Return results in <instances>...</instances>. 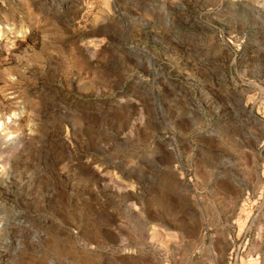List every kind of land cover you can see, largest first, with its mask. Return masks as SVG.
Here are the masks:
<instances>
[{
  "label": "rangeland",
  "instance_id": "obj_1",
  "mask_svg": "<svg viewBox=\"0 0 264 264\" xmlns=\"http://www.w3.org/2000/svg\"><path fill=\"white\" fill-rule=\"evenodd\" d=\"M2 27L29 33L0 264H264V0H0Z\"/></svg>",
  "mask_w": 264,
  "mask_h": 264
},
{
  "label": "bare ground",
  "instance_id": "obj_2",
  "mask_svg": "<svg viewBox=\"0 0 264 264\" xmlns=\"http://www.w3.org/2000/svg\"><path fill=\"white\" fill-rule=\"evenodd\" d=\"M2 26V25H1ZM5 28H0V39H2V35H4L5 33H6V31L4 30ZM12 30H11V33H10V35H9V38H8V40H6L3 44H2V48H0V53H2V52H4V51H7V50H9L12 46H14L15 45V42H18L19 40H23V39H25L26 40V38L28 37V33H29V28H24V27H21V28H11ZM4 54V53H3ZM7 55V54H6ZM4 56V55H3ZM4 58V57H3ZM5 60V59H4ZM4 60H2L3 62H4ZM0 64H2V62L0 63ZM3 98H5V97H3ZM6 100V99H5ZM0 101H3V100H0ZM5 102V101H4ZM249 116H251V114L249 115ZM253 118V117H252ZM255 118V117H254ZM8 123V122H7ZM6 123V124H7ZM10 124V123H9ZM8 126H10V125H8ZM5 127V126H4ZM8 127H6V129H7ZM12 128V127H11ZM11 128H9V129H11ZM5 130V128H3V131ZM8 130V129H7ZM2 136V135H1ZM0 136V137H1ZM10 137V136H9ZM13 137V136H12ZM3 138V137H2ZM14 138V137H13ZM4 139H6L5 137H4ZM10 139V138H9ZM8 139V140H9ZM2 140V139H1ZM11 140V139H10ZM3 141V140H2ZM16 142H17V140H15ZM1 142V141H0ZM4 142V141H3ZM6 142V141H5ZM1 144H3L2 142H1ZM6 144V143H5Z\"/></svg>",
  "mask_w": 264,
  "mask_h": 264
}]
</instances>
